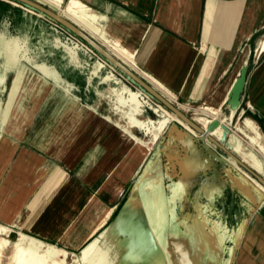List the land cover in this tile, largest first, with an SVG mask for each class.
<instances>
[{"label": "crops", "instance_id": "0c3cea01", "mask_svg": "<svg viewBox=\"0 0 264 264\" xmlns=\"http://www.w3.org/2000/svg\"><path fill=\"white\" fill-rule=\"evenodd\" d=\"M80 1L105 17L108 41L84 30L169 99L159 83L183 111L203 114L214 99L220 104L222 92L230 88L220 108L225 142L233 152L231 137L242 142L264 162L239 129L250 119L264 144V0ZM56 27L43 16L0 0V40L9 47L13 40L22 45L16 66L0 83V91L10 92L0 103L10 108L0 129V165L9 169L5 186L12 188L2 222L75 253L91 240L106 213L116 210L117 205H108V196L113 201L122 196L125 155L138 146L106 119L108 102L99 92L107 89L102 78L114 71L102 69L93 76L95 66L75 64L58 45L62 34ZM111 42L133 53L136 64L121 59L109 48ZM243 67L248 68L247 83L234 110L229 93ZM114 75L120 83L110 84L120 88L122 76ZM217 166L227 171L217 170L212 204H218L215 214L232 221V230L227 227L230 264H264V206L246 189L260 193L234 166Z\"/></svg>", "mask_w": 264, "mask_h": 264}, {"label": "bare ground", "instance_id": "6f19581e", "mask_svg": "<svg viewBox=\"0 0 264 264\" xmlns=\"http://www.w3.org/2000/svg\"><path fill=\"white\" fill-rule=\"evenodd\" d=\"M37 1L50 6L55 10H58L62 15L66 16L80 27L87 30L98 40H107L106 34L102 27V21L105 20V17L93 12L80 0H68L67 2H65V0ZM108 45L109 48L112 49L126 63L131 66L136 64L137 59L134 58V54L122 46L120 42H111ZM60 46L65 48L71 57L75 56L76 54L78 55L77 44L74 43L73 45H70L68 43L60 42ZM20 50L21 49L19 47L18 40H13L10 44V47L9 44H4L3 41L0 40V57L8 56L5 60H3V62L0 61V83L4 82L5 73L8 71V69L16 66V57ZM103 68L104 64L102 62H97L92 73L93 76H99V72ZM102 82L107 84L120 83L114 74H108L104 76L102 78ZM157 85L162 88V91L168 94L169 99L172 101L174 96L165 91V89L159 83H157ZM229 90L230 88L222 92L224 96L220 104L217 103L218 99H214L212 104L203 108L201 111L203 114L193 111L194 118L192 119L203 127L208 126V124H210V122L214 119H220V108L222 103L225 102ZM99 95L102 99H106L108 102L106 108V119L121 128L125 137L130 143L132 142L133 145H138L140 147L136 157L145 156L147 151H149L148 145L155 144L161 137L163 131L172 121L177 122L187 132L196 136L194 131L191 130L186 124L178 120L175 115H173L164 107L156 105V103L154 106H152V108L154 109V112L160 116V119L153 120L144 116L141 113V108L143 105L149 104L147 101L149 97L142 91L134 92L124 85H122L120 88L109 85L107 89L99 92ZM186 110L188 112L190 111L189 109ZM223 121L224 119H221V122ZM245 122L246 123L244 127H239V129L246 134L252 143V147L254 149L256 148L264 158V144L261 143V135L258 127L250 119H247ZM137 131H142L146 136V139H141L136 134ZM224 133L225 131L221 127L215 131L214 136L223 139ZM172 138L181 145L186 147L188 146L190 149V154L185 159H181L179 155H169L170 159L177 160L182 175L170 189L171 195L168 199L170 209L167 212L163 211L160 196L158 194L154 195V204L150 210V217L156 223V226H154L152 231L154 234L158 235V243L151 238V234L149 232L144 231L145 229H143L140 222L141 219H139V207L137 202L135 198H130L129 203L121 214L115 228L111 230V228L108 229V227H106V223L113 213V209H110L106 213L102 222H100L95 231H93L94 235H91L92 239L81 250L79 255L70 254L67 250L59 248L54 244L46 243L40 239L19 232L18 241L13 244V252L11 256V262L9 264H108L107 254L103 252L100 245L102 240H104V243L115 248L116 256L122 255L123 248L119 245V243L121 237L126 233H128L130 239L134 240V243L131 246L132 249L128 261L132 262V264H167V259L172 254V248L170 245L171 240L177 239L182 235V231H179L180 229L178 227L179 220L177 216V200L184 198L187 188L195 184L197 175L202 171V167L199 164L200 152L193 146L191 140L187 138L185 133L178 130L177 134L172 135ZM229 143L233 146L234 151L239 154L241 158H243V160L248 162L251 166H253V168L259 170L260 172H264V162L255 151L248 149L242 144V142L235 140L232 137ZM190 146H192V148ZM171 147L172 144L169 143L165 150ZM143 148L146 150H143ZM231 165L240 170L245 178L249 180L252 186L259 191L260 195L257 196L252 191V189H246L247 194L251 196V199L254 202L261 201L262 205L264 206V187L251 178L242 169H240L234 162L231 161ZM145 171H148V166ZM214 186L215 189H217V185L214 184ZM116 193L119 195L122 193L121 187H116ZM170 224L175 226L172 234H170L168 231V225ZM197 224L198 221L196 220L193 230H197ZM11 231L12 229L10 227L0 224V264L3 263L5 252L11 244L10 240L8 239ZM190 240L192 244L197 243L194 234H191ZM175 264H179V262L176 261ZM189 264H219V260L211 257L205 251H201L196 257L190 258Z\"/></svg>", "mask_w": 264, "mask_h": 264}, {"label": "rangeland", "instance_id": "374dc122", "mask_svg": "<svg viewBox=\"0 0 264 264\" xmlns=\"http://www.w3.org/2000/svg\"><path fill=\"white\" fill-rule=\"evenodd\" d=\"M67 1L68 0H65V2ZM13 4L22 7L21 5L15 3ZM22 8L29 10V12L33 14L41 16L38 12L29 7ZM56 26L57 30L62 34V41L58 40L57 42L59 46L60 42L68 43L70 45H73L75 43L78 45V55L76 54L72 57L73 62L75 64L84 65L88 63L92 67H94L97 62H102L104 64L103 70H106L107 72L113 70L114 74L115 72H119L120 76H122H119L120 80H122V82H124L125 84L122 85L129 86L130 89H133L134 92L141 91V89L135 87L136 85L131 83L126 78V76H124L120 71H117V69L113 68V66L103 60L90 48L85 46L80 40L69 34L62 27L58 25ZM19 47L20 49H22V45L20 43ZM109 85L112 84H107L102 88H108ZM9 96L10 92L8 90L0 91V103L4 104L5 99H7ZM147 101L149 104H145L142 106L141 113L150 119L159 120L160 116L154 112L152 106H154L155 103L156 105L160 104L157 103L155 100L151 99L150 97L147 99ZM7 111H10V108L0 106V129H2L4 126V120L6 119L5 115L9 113L8 112L6 114ZM185 113H187L189 117L194 118V112L192 110ZM178 130L186 131L180 124L172 121L163 131L159 140L155 144L148 145L149 151H147L145 156L136 157V154H138V151L140 149L138 145H136L139 147L137 148V150L134 149V152H129V154L125 155V186L123 187V194L120 198L115 201H113L108 196V199L110 200L108 205L110 207H114L117 205L116 210L106 223V227H108V229L111 228V230H113L115 228L121 214L126 209L129 201L122 210L118 220L114 222L120 209L125 204L128 197L132 195L131 198H135L139 207V219H141L140 222L143 229H145L144 231L149 232L151 234V238L158 243L159 237L152 231L154 226H156V223L150 217V210L152 209V205L154 204V195L158 194L160 196L163 211L167 212L170 209V204L168 202L169 196L171 195L170 189L174 186V184L179 180V177L182 175L177 160L170 159L169 155H179L181 159H185L190 154V149L188 146H183L172 138V135L177 134ZM136 134L141 139H146V136L142 131H137ZM125 139L127 140L126 137ZM169 143L172 144V147L165 150L166 146ZM193 146L200 152L199 164L202 167V171L197 175L195 184L187 188V192L184 198L177 200V216L179 220L178 227L180 229L179 231H182V235L177 239L171 240L170 245L172 248V254L168 257L167 264H175L176 261L179 262V264H189L190 258L196 257L201 251H205L211 257L219 260V264H230L232 257L228 259L227 249L229 247L230 241H227L229 231L227 227H230V229L232 230V221L230 222V220L225 218L224 215L219 216L218 213L215 214L214 212L218 210H215L214 206H217L218 204H212V201L214 200V195L217 192V189H215L214 186V184H218L216 179L217 170L221 172L223 171L225 173L227 170L224 167L219 168L216 163L208 161V159L210 158L209 153L204 150L201 143L196 142L195 144H193ZM190 147L192 148V146ZM143 150L146 149L143 148ZM3 166L4 165L2 164L0 165V224L5 225L2 222V209L5 207L8 198H10L12 188L5 186V179L6 176L9 174V169L3 170ZM147 166L148 171H145ZM141 177H143V179L141 181L140 186L138 187V191L135 193L136 185L141 179ZM196 220L198 221L197 230H193L194 223ZM174 227L175 226H172L171 224L168 225V231L170 234H172ZM235 227L237 228L238 226ZM11 229L12 231L8 237L11 244L5 252L2 264H9L11 262L13 244L18 241V233L22 232L21 230H16L13 228ZM243 229V226L239 228V234ZM22 233L27 234L26 232ZM191 234H194V237L198 244L196 242V244L191 243ZM238 238L236 240H238ZM88 243L89 242H87V244ZM133 243L134 240L129 238L128 233L123 235L119 243V245L123 248V251L122 255L118 256H116L115 248L111 245L104 243V240H102L100 245L102 247L103 252L107 254L108 264H115V260L116 264H132V262L128 261V258L131 253V246L133 245ZM58 247L61 248L60 246ZM81 250L75 253L69 251L68 252L70 254L79 255Z\"/></svg>", "mask_w": 264, "mask_h": 264}, {"label": "water", "instance_id": "95a60500", "mask_svg": "<svg viewBox=\"0 0 264 264\" xmlns=\"http://www.w3.org/2000/svg\"><path fill=\"white\" fill-rule=\"evenodd\" d=\"M7 2L16 3L22 7H29L41 16L53 21L56 25L62 27L69 34L80 40L84 45L94 51L103 60L109 63L113 68L120 71L126 78L136 85L143 93L149 96L151 99L155 100L161 106L170 111L176 116L178 120L186 124L191 130L194 131L195 135L190 134L187 131H182L185 133L187 138H189L192 144L199 142L202 144L204 150L209 153V162L216 164H221L227 168L231 167V161L234 162L240 169L247 173L251 178L258 182L264 187V177L257 173L253 168H251L245 161L240 158V156L231 151L228 144L225 142L227 138V133L225 131L223 139L214 136L215 131L223 128V124L220 119H214L208 124V126L203 127L199 123L195 122L191 117H189L185 112H183L179 107H177L173 102L166 98L161 92L155 89L149 82L138 75L133 69H131L122 60L117 58L113 53H111L107 48H105L99 41L88 34L82 27L73 22L71 19L62 15L59 11L47 6L37 0H5ZM248 76V68L243 67L240 71V75L233 85L229 93V106L232 109H237L241 103V97L245 91ZM198 135V136H197ZM215 147V151L211 148ZM222 154H221V153ZM143 177L138 181L135 193L138 191V187L141 184ZM132 196V195H131ZM131 196L128 197L125 204L120 209L116 219V222L124 209L125 205L128 203Z\"/></svg>", "mask_w": 264, "mask_h": 264}]
</instances>
